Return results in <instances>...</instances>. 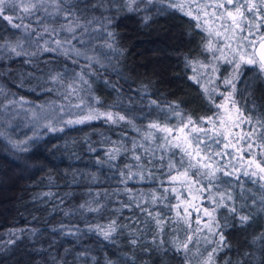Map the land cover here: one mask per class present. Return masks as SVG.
<instances>
[{
  "label": "trees",
  "instance_id": "16d2710c",
  "mask_svg": "<svg viewBox=\"0 0 264 264\" xmlns=\"http://www.w3.org/2000/svg\"><path fill=\"white\" fill-rule=\"evenodd\" d=\"M48 2L46 9L30 18L36 32L14 29L0 17V45L19 42L25 53L17 56L0 47V264H205L221 229L228 247L216 252L211 264H264V242L253 243L264 233V205L260 202L264 181L241 176V186L217 172L228 182L218 184L219 192L213 189L211 197L220 200L225 193L221 203L234 204L240 214L251 215L253 219L243 227L227 208H216L206 192L199 191L200 206L203 211L216 208L212 216L190 210L191 216H186L181 186L193 178L182 175L180 148L161 149L158 145L163 140L153 137H162V131L149 127L157 123L175 129L188 123L189 117L201 121L218 116L216 105L225 89L226 69L219 68L209 88L199 78L211 55L205 50L210 28L201 17L196 19L197 8L206 3L173 0L178 6L168 7V0H154L140 4L138 11H128L113 0H63L79 24L69 33L61 31L67 26L64 13L57 14L51 0ZM146 16L150 17L147 22ZM102 24L106 29H101ZM45 27L56 31L45 33ZM107 30L116 34L118 53L102 47L105 41L101 37ZM247 34L245 30L243 35ZM57 40L61 41L59 49L44 50L56 48ZM237 40L233 36L234 45ZM73 48L100 62L89 66L84 56L76 57L73 51L65 54V49ZM259 68L242 65L235 99L251 94L264 114V73ZM53 76L58 79L53 81ZM190 77H197L199 83ZM13 100L16 105L42 107L61 117H54L48 127L16 131L7 126V113L16 106H9ZM152 100L158 104L152 105ZM92 111L123 115L125 120L85 119ZM203 126L207 128V124ZM215 159L221 165L231 163L244 169L241 160L234 164L226 155ZM184 161L187 167L188 157ZM170 162L177 165L171 170L175 182L170 181ZM229 193L232 201L227 200ZM153 194L168 199L153 204ZM129 203L131 208L125 206ZM136 203L152 208L153 215L159 211L175 221L179 211L184 219L179 225L166 222L164 232L154 241L155 223L148 222ZM113 220L116 231L105 239L103 232ZM189 223L199 231L188 233ZM217 223L221 229L215 227ZM187 234L194 236L190 251L177 254L174 241L186 240ZM160 241H164L162 247Z\"/></svg>",
  "mask_w": 264,
  "mask_h": 264
},
{
  "label": "snow or ice",
  "instance_id": "6c2138e0",
  "mask_svg": "<svg viewBox=\"0 0 264 264\" xmlns=\"http://www.w3.org/2000/svg\"><path fill=\"white\" fill-rule=\"evenodd\" d=\"M153 2L154 0H113V3L120 5L121 8H126L128 11H138L140 4L149 5ZM159 2L163 3L164 0H159ZM47 3L48 0H0V17H2L4 20H7L8 24L11 25V27L14 29L22 30L24 32H36V29L31 26L30 18H35L36 14L41 9H46ZM51 4L52 6H54L57 14L64 13V19L65 21H67L66 28L62 27L61 31L66 30L69 33H74L75 28L73 27V25L79 27V24L77 23V21L72 19V17L75 15V13H73L72 11V8L64 7L63 0H51ZM177 6L178 5L173 3V0H168V7ZM179 7L182 8L183 5H179ZM214 7L217 10L223 9V12L219 13L222 18L225 13L227 17L230 18V27L232 29L233 35L236 36L239 40L247 41L248 44H251L255 49V45L258 42L256 40V36L260 35L261 32L264 31V0H220L219 3H216L214 5ZM106 19L108 20L109 24L112 22L111 18ZM149 19L150 17H144L145 22H147V20ZM196 19H199V16H197ZM25 21L29 22L26 23ZM198 27H200L199 24ZM220 27L224 30V35L227 39L229 25L222 20ZM101 29H106V25L102 24ZM253 29H255V31H253ZM245 30H247L248 33L246 36L243 35ZM43 31L45 33H50L55 32L56 29H49L45 27ZM209 35H211V33H209ZM216 35L219 38L221 36V32L218 31ZM101 38L105 41L102 47L109 49L113 53H118V49L115 47L116 34L114 32L107 30L105 36ZM73 39H75V36H73ZM261 39L264 40V36H261ZM260 46L264 48V43H262ZM0 47L7 48L11 52H14L17 56L25 54L23 46L19 42H16L15 44L8 43L0 45ZM60 47L61 41L57 40L56 48H45L44 50L55 52ZM227 47L230 48L231 45L229 44L227 45ZM213 48H215V51H213ZM205 50L213 53V60L218 59L215 55V52H221V54L223 55V50L221 49L220 45L212 40H208ZM237 50H239V45ZM64 51L66 55L69 51H73L76 57L84 56V58L89 61V66H91L93 61H95L96 63L100 62L97 57L88 56L86 52L82 53L79 50H76L75 48L65 49ZM226 62L234 65L233 73L228 78L224 79V84L226 86L225 91L227 92L225 99L229 101L231 107L234 108L236 111V118L231 125V129L240 128L241 131L239 137L237 139H233L236 134L234 131L231 130L229 131V134L227 136H222L219 131H215L216 117H205L202 118L201 121H193L189 117L188 123L183 124V127L180 129L181 132H184L185 129H188L190 125L193 126L192 132L186 133L184 137V143L187 145V147H183L180 143H172L168 135H165L164 137H153L154 139L163 140V143L158 145L161 149L167 150L170 147L180 148L183 154L179 161V167L184 169L182 175H184L185 177L191 176L193 178L192 182L194 184L199 185L198 191L202 193H209L210 197L211 193L213 192V189H216V191L219 192V188L217 186L218 184L228 182L224 181L220 176H218L217 172L222 171L225 177L233 178L237 183L241 184V186L243 185L241 176L249 178L258 177V180H264V175H260L264 173V114L260 113L259 109L261 106L257 104L256 99L253 98L251 94H249L248 97H245L243 96V94H241L240 100L235 99V96L237 94L236 82L240 79L242 75V65L244 63L256 65L257 61L255 59H248L247 61H245L243 56H241L240 61H237L235 59V56H233L231 60H228ZM203 66L207 67L208 65ZM212 70L219 71V69L214 65L212 66ZM259 70L261 73H264V55L261 56ZM57 79L58 77L56 76L52 77L53 81H56ZM190 79H194L196 83H199V79L197 77H190ZM81 80L82 82L86 83V81H83L82 76ZM70 87H72L73 92L76 91L74 86ZM204 91L205 94L208 95L209 101L214 103V100L211 94L209 93L208 89L205 88ZM244 91L248 92L249 87L246 86ZM220 95L225 94L220 93ZM241 101H243V103H241ZM17 103L18 102L15 100L10 101L9 106H15ZM150 103L152 105L158 104L156 100H152ZM249 105H251L250 108ZM169 107L174 112L176 111V108L174 106L169 105ZM216 107L220 108L222 107V105L217 104ZM99 116H103L107 120L113 122H116L117 119L121 121L125 120V116L123 115L114 117L113 113L111 112L97 113L95 111H92L87 117H85V119L92 120L99 118ZM74 122L81 123L83 122V120L68 121V123ZM207 123L213 124V129L211 130L213 131V135L211 136L208 134L210 130L203 126ZM149 127L152 129H159L160 131L166 134H171L175 131L174 128L163 127L157 123H151ZM201 133L203 134L202 136ZM209 141H211V143H209ZM225 141L227 142L225 143ZM213 144H215L217 148H219V146L223 144L225 151L222 152L219 150H213ZM230 145L233 148H236V145H240V147L237 148V151L240 153L241 160H248L247 169L236 168V166L232 165L231 163L227 165H221L216 161V157H220L222 159L225 155L228 156L229 161L235 159L232 153L227 151ZM184 157H188L187 167H185ZM111 158H114V156H112ZM163 158L164 157L161 156V160H163ZM135 159L140 160L141 157L136 156ZM193 161H195V163H193ZM149 163H152V161H149ZM253 165L255 166V169H258V171L252 170ZM176 167L177 165L175 163H169V176L171 182H175L177 179L176 176L171 175V170ZM191 169H195V171L190 173ZM201 169H203V171H201ZM141 178L143 179V176H141ZM128 179H132L131 174H129ZM205 180L207 181V183H204ZM252 182L257 183L258 181L253 180ZM261 187H264V185H261ZM171 190L172 192L176 191L174 187ZM168 191L169 190L165 188V193H167ZM211 198L216 204V208L225 207L229 210V213L234 218L238 217L241 227L249 224L250 221L253 219L251 215L240 214L239 209H237L234 204L221 203V201L225 199V193L220 194V200H215L214 197ZM167 199V196L162 195L160 197H157L155 194L152 195L153 204L162 203L164 200ZM177 199H180V197L178 196ZM227 200H233V197L230 193L227 194ZM260 202L262 205H264V196H261ZM255 203L256 200L255 198H253V205H255ZM125 206L129 208L132 207L131 203ZM81 207H84V205H81ZM135 207L136 209H139V211L143 215L147 216L149 223H155L156 232L154 233L153 237L154 241L160 233L164 232L166 222L172 225H179L180 220L184 219V216H182L179 211H177L178 219L172 221L162 215L159 211H157L156 214L153 215V209L147 207L146 205L136 203ZM165 207H169V205H165ZM216 208H213L211 211L205 208L204 211L211 217L212 214L216 211ZM88 210L98 211L99 209L89 208ZM262 211H264V209H262ZM133 215H135V213H133ZM184 215L190 217L191 213L187 212L186 210ZM129 219H131V217ZM197 223H200L199 217H197ZM215 227L217 229H221V225L218 223L215 225ZM116 228L117 222L113 220L110 223L108 230L103 232L104 238L108 239L111 233L116 231ZM139 230V228L136 229V231ZM196 231H199V229H193L191 223H189L188 233H193ZM216 234L219 235V241H213L216 246L213 247L210 252H208L207 261H205V264H211L215 253L223 250V248L228 247L222 229ZM193 239V234H187L186 240L174 241V243L176 244V253L179 254L181 251H190L189 245L193 241ZM256 240L264 242V233H262L259 237L254 238L253 243H255ZM12 242L14 241H10V243ZM131 243L135 245L137 243V240L133 238L131 240ZM163 244L164 241H160L159 247H162ZM227 264H231V262L229 261L227 262Z\"/></svg>",
  "mask_w": 264,
  "mask_h": 264
},
{
  "label": "rangeland",
  "instance_id": "374dc122",
  "mask_svg": "<svg viewBox=\"0 0 264 264\" xmlns=\"http://www.w3.org/2000/svg\"><path fill=\"white\" fill-rule=\"evenodd\" d=\"M203 2H205L206 5H203V7L197 8L198 15L199 17L202 18L206 26L210 28L211 30V31L209 30V33L211 32V35H209L210 40L219 44L221 49L223 50V55L221 54V52H218V51L215 52V55L218 58L216 60H213V53L211 52L210 61L208 64H206L208 66L203 67L202 71H200L199 73V78H200L201 83L203 84V86H206L209 88V86H211L210 84H212L215 81L216 75H217L216 74L217 71L212 70L213 65L217 67L218 69L220 67L223 69H226L227 74H226V77L223 78V79H226L233 73V68H234L233 64L227 63L226 61L231 60L233 56H235V59L237 61H240L241 56L244 57L245 61H247L248 59L256 60V58L254 57V54H253V51H254L253 46L251 44H248L247 41L237 40L236 41L237 44L235 45L233 44L234 35H233L231 28H229L227 32L228 38L227 39L225 38L224 30L221 29L220 25L223 20L230 26L231 20L230 18L227 17L226 13L224 14L223 18L221 17V15L218 14V12L216 11V8L214 7V5L217 3L216 0H212L211 3L209 2V0H203ZM220 10L221 12H223V9H220ZM218 31L221 32V36L219 38L216 35ZM253 31H255V29H253ZM261 36H264V33L256 36V40L258 42L262 40ZM229 41H232V42L230 43ZM229 44L231 45L230 48L227 47V45ZM238 45H239V50H237ZM213 51H215V48H213ZM243 65H248V66H252L255 68H258V66H260L258 62L256 65L247 64V63H244ZM225 89H226V86H225ZM225 89L223 91H220V93H224L225 95H221L218 98L219 102L217 104L222 105V107L217 108L218 116L215 119V131H219L222 134V136H227L230 130L234 131L236 135L233 137V139H237L239 137L241 129L240 128L231 129V125L236 118V111L234 108L231 107V104L229 103V101L225 99V96L227 95V92L225 91ZM7 114H8L7 116L8 125L7 126L10 128H14L16 131H19L21 129L25 130L28 128L34 129L38 125L48 127L51 124L50 122L55 120L54 117H61L60 113H52L49 109L45 110L42 107H30V106H25L22 104H18L15 107H13L12 109L9 110ZM182 127L183 126H179L178 128H175V131L171 134L160 132L161 136L164 137L165 135H168L169 139L172 142H177V143L179 142L180 144L184 145V147H187V145L184 143V137L186 133L192 132L193 127H191L190 130L185 129L184 132H181L180 129ZM207 129L210 130L208 134L210 136L213 135V131H211L213 129L212 123H207ZM202 135L203 134L201 133V136ZM226 142L227 141H225V143ZM239 147L240 145H236V148H233L230 145L229 148L227 149V151L231 152L233 157H235V159L231 160L232 163L234 164H239L241 160L240 153L237 151V148ZM212 148L213 150L219 149V151H222V152L225 151L223 144H221L219 148H217V146L213 144ZM241 161H243L242 165L244 169H247L248 160L245 159ZM252 170L258 171V169H255L254 165L252 166ZM260 175H264V173ZM196 185L198 184H194L192 180L190 179H186L182 182V186H181L182 188L181 190L183 191L182 205L184 209L190 210V212H193L194 214H198L199 212H201V214H204V211L202 207L200 206L199 191Z\"/></svg>",
  "mask_w": 264,
  "mask_h": 264
},
{
  "label": "water",
  "instance_id": "95a60500",
  "mask_svg": "<svg viewBox=\"0 0 264 264\" xmlns=\"http://www.w3.org/2000/svg\"><path fill=\"white\" fill-rule=\"evenodd\" d=\"M262 43H264V40H260L253 51L254 57L259 64L261 63V56L264 55V48L260 46Z\"/></svg>",
  "mask_w": 264,
  "mask_h": 264
}]
</instances>
